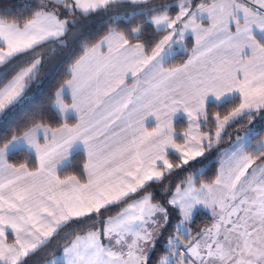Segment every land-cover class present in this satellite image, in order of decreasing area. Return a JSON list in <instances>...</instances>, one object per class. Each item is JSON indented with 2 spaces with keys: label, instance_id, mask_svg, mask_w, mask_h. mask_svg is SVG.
I'll use <instances>...</instances> for the list:
<instances>
[{
  "label": "snow or ice",
  "instance_id": "obj_1",
  "mask_svg": "<svg viewBox=\"0 0 264 264\" xmlns=\"http://www.w3.org/2000/svg\"><path fill=\"white\" fill-rule=\"evenodd\" d=\"M0 264H264V0H0Z\"/></svg>",
  "mask_w": 264,
  "mask_h": 264
},
{
  "label": "trees",
  "instance_id": "obj_2",
  "mask_svg": "<svg viewBox=\"0 0 264 264\" xmlns=\"http://www.w3.org/2000/svg\"><path fill=\"white\" fill-rule=\"evenodd\" d=\"M16 0H5V5L7 6H15ZM60 57L58 55L53 56L52 60L49 62L48 67L45 72L42 73L41 78L44 80L43 85L40 88L35 89L33 95V103L29 106L30 108L38 111L40 107L47 101L48 95L51 94V91L55 88L56 83L62 77L63 73L61 72L59 75H55L53 73V67L59 62ZM35 87V86H34ZM28 119V114L18 115L14 124H23L25 120ZM240 131H244L243 128H240ZM227 143L222 144L220 147L225 148ZM218 164L214 163L213 165H209L206 170L207 174L204 177V180H210L213 178L216 168H218ZM178 179H183V174H179L178 178L173 177V183L178 182ZM210 219L207 216H201L196 221V226H202L204 224L210 223ZM163 242V241H161Z\"/></svg>",
  "mask_w": 264,
  "mask_h": 264
},
{
  "label": "rangeland",
  "instance_id": "obj_3",
  "mask_svg": "<svg viewBox=\"0 0 264 264\" xmlns=\"http://www.w3.org/2000/svg\"><path fill=\"white\" fill-rule=\"evenodd\" d=\"M178 119L181 120V121L183 120V118H181V117H179ZM241 132H242V131H241ZM226 147H227V146H226ZM226 147H225V148H226ZM213 155H214V153H213Z\"/></svg>",
  "mask_w": 264,
  "mask_h": 264
},
{
  "label": "crops",
  "instance_id": "obj_4",
  "mask_svg": "<svg viewBox=\"0 0 264 264\" xmlns=\"http://www.w3.org/2000/svg\"><path fill=\"white\" fill-rule=\"evenodd\" d=\"M181 118H183V117L181 116Z\"/></svg>",
  "mask_w": 264,
  "mask_h": 264
}]
</instances>
